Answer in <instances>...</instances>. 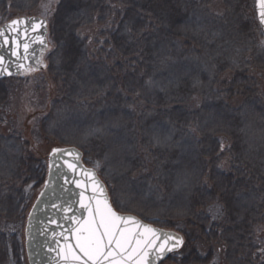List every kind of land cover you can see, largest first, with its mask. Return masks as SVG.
<instances>
[{"label": "trees", "instance_id": "16d2710c", "mask_svg": "<svg viewBox=\"0 0 264 264\" xmlns=\"http://www.w3.org/2000/svg\"><path fill=\"white\" fill-rule=\"evenodd\" d=\"M24 1L29 2L0 0V25L31 14L24 11ZM201 15L215 36L210 41L227 43L220 57L204 40L181 34L188 19L200 21ZM45 18L50 23L46 62L23 77L49 70L55 104L78 111H93L101 104L119 107V114L111 115L119 121L126 101L134 122L123 131L144 134L154 123H162L176 136L189 138L186 159H180L178 151L138 145L137 164L127 174L130 180H158L159 173L171 172L189 181L178 192L156 185L165 198L163 216L152 219L128 210L183 234L184 247L164 264H264V33L255 0H59ZM174 71L204 73L206 82L195 86L186 75L183 86L168 96L140 88L150 78L167 79ZM81 150L85 164L102 176L104 143L92 139ZM19 167L21 176L3 181L0 209L10 211L22 197L24 227L27 210L47 179V156L26 153ZM105 182L116 206L113 191L118 185ZM239 196L253 204L241 211ZM4 215L2 264H23L7 253L17 233L9 235Z\"/></svg>", "mask_w": 264, "mask_h": 264}, {"label": "rangeland", "instance_id": "374dc122", "mask_svg": "<svg viewBox=\"0 0 264 264\" xmlns=\"http://www.w3.org/2000/svg\"><path fill=\"white\" fill-rule=\"evenodd\" d=\"M28 1L27 3L23 2L25 4L24 11L31 12L26 15L41 17H50L51 11L56 10L59 3V0ZM9 6L11 3L8 8ZM200 18H202L200 21L194 19V16L188 19L186 30H181V34L184 37L193 36L195 39L198 37L200 40H204L205 43L212 46L215 56L220 57L222 52L227 50V43L218 40L215 45V41H210L215 36L213 37V32H210L208 28L207 18L202 15ZM188 28L189 31H187ZM43 62L46 61L43 60ZM194 74V71H188L185 74H178L174 71L167 74V79L150 78L156 82L155 86H147L149 79L145 85H140V88L146 89L145 92L149 91L150 95L168 96L173 93L172 91L183 86L182 81L186 75L192 77L191 84L195 86L203 85L206 82L204 73ZM50 77L49 70L46 69L30 77L12 78L0 82V194L2 187L6 186L3 184L4 180L7 182L9 179L21 176L19 165L26 153L31 152L36 158L47 156L48 160V156L55 149L64 147L81 149L82 145L92 139H100L104 143L100 173L101 177L110 184L114 185L116 182L118 185L117 191H113L117 204L114 206L117 210L124 214H130L128 210L137 212L143 216L152 217V219L165 215L166 210L162 206L165 198L160 195V188L157 191L156 185L161 184L163 191H168L170 188L172 191L178 192L185 189L189 181L180 175L171 174V172L159 173L158 180L148 177L130 180L127 174L133 173L137 164L138 145H143L151 150L178 151L180 159H186L190 156L191 151L190 142L187 140L189 138L176 136L171 127L162 123H154L144 131V134H131V132L123 131L129 125L128 123L134 122L132 107L126 101L120 107L119 121L111 117L116 113L119 114V107L114 110L116 108H108L101 104L93 111L89 108L78 111L68 104L61 106L58 103L55 104L56 86ZM120 123L125 127L123 128ZM161 134H170V140L166 144L155 142L154 137ZM246 136L247 134H245ZM182 180L185 181V184H180ZM262 192L264 193V189ZM236 197L238 198L237 195ZM239 199L241 211L247 210L253 204L250 203L249 197L239 196ZM23 203L22 197L19 200L16 199L13 209L8 212L0 209V214L2 216L3 213H6L4 216L7 217L11 229L9 235L17 233L14 241L9 243L7 253L10 252L11 257L15 260L20 257L23 264H29L25 246V227L29 209H32L33 205L27 210V213L25 212L26 223L23 227L21 225L22 218H20L23 209L24 211L26 209ZM3 262L4 258L0 254V264Z\"/></svg>", "mask_w": 264, "mask_h": 264}, {"label": "snow or ice", "instance_id": "6c2138e0", "mask_svg": "<svg viewBox=\"0 0 264 264\" xmlns=\"http://www.w3.org/2000/svg\"><path fill=\"white\" fill-rule=\"evenodd\" d=\"M260 20L264 23V0H259ZM20 20L11 21V35L5 30L0 29V38L4 45L11 43L14 45L11 55L17 60L23 61L29 59L31 44L38 42L44 46V38L42 35L33 36L31 40L28 33H36L39 29L45 27L43 22L32 23L29 26L27 20L23 21L24 27L21 29ZM23 36V41L21 40ZM5 57L0 55V66L4 65ZM18 69L32 70L30 65L18 63ZM8 72L9 68H3ZM156 82L149 80L148 87L155 86ZM99 131V130H97ZM196 130L193 129V132ZM157 144H166L170 140V134H161L154 137ZM59 150H54L58 152ZM72 155V153H68ZM77 160L79 154H76ZM65 165L73 173L76 172L77 164L65 160ZM84 180H73L77 188L82 189L79 193V207L83 209L87 216L77 217L71 215L67 219L74 224L69 228L68 235L61 232L63 243L56 240L58 245L57 256L59 261L57 264H153V259H161L166 253L172 252L183 244L182 238L175 237L169 233L159 232L147 224H142L134 217L121 216L117 214L112 205L108 201L106 191L95 179V173L84 170L81 173ZM211 178V177H207ZM91 181V196H86L88 184ZM67 183V177H65ZM185 184V181H180ZM207 186V185H205ZM47 187V185H46ZM99 192L102 198H97L96 193ZM43 195V193H41ZM94 202V203H93ZM54 208L57 205H52ZM65 213L71 211V206L63 209ZM52 224L60 225L57 221L52 220ZM55 238V233L53 234ZM70 237L74 239V243H70ZM53 249H49L52 251ZM153 258V259H150Z\"/></svg>", "mask_w": 264, "mask_h": 264}, {"label": "water", "instance_id": "95a60500", "mask_svg": "<svg viewBox=\"0 0 264 264\" xmlns=\"http://www.w3.org/2000/svg\"><path fill=\"white\" fill-rule=\"evenodd\" d=\"M256 12L258 17V22L260 27L264 32V23L261 22L259 12V0H256ZM13 20H20L22 23L20 24L21 29L24 27L23 21L27 20L29 22V26L32 23H40L43 22V28L39 29L36 33H32L29 31L28 38L31 40L33 36H40L42 35L44 38V46L42 47L38 42H33L31 44L30 52H29V59L27 60H17L16 57L11 55L12 49L14 45L9 43L8 45L3 44L2 38H0V55L5 57L4 65L0 66V80L15 78L23 75L24 72H28L30 70L25 69H18L16 65L18 63H24L26 66L30 65L31 68H38L42 63V57L45 54L46 50L49 48V34H50V27L49 22L47 19L41 16H33V15H26L14 18L3 25H0V29L5 30L6 33H11V28L9 27L11 21ZM21 40L23 41V36H21ZM3 68H9L11 74L8 72L3 71ZM59 150L58 152H52L48 156V176L45 182L44 188L39 194L37 200L35 201L28 219L25 228V237H26V251L28 256L29 264H57L59 261V257L57 256L58 245L56 244V240H59L61 244L63 243L62 237L60 235L61 232L68 235V229L74 227L67 217L71 215H76L77 217H84L86 218L87 213L79 207V193L82 189L77 188L75 184L72 182L73 180H84L83 175L81 174L84 170L94 172L95 179L99 181L101 185H103L109 203L112 205L115 211L116 208L114 207L108 188L105 182L101 179L98 172L93 169L89 168L84 163V153L81 149L77 147H65L55 149ZM68 153H72V155H68ZM79 154V159L77 160L76 154ZM65 160L71 161L77 164L76 172L73 173L71 170L67 168L65 165ZM65 177H67V183L65 182ZM91 181L88 184V190L86 191V196H91ZM47 185V187H46ZM97 198H102L100 193H96ZM94 203V202H93ZM55 204L58 207H53L52 205ZM71 206V211L65 213L63 211L64 208ZM118 215L121 216H131L134 217L142 224H147L152 228L156 229L159 232L169 233L175 237L182 238L183 244L174 249L172 252L166 253L161 259H153V264H163L168 258L176 252L182 250L184 246V238L183 236L176 231L167 230L160 227H157L151 223H148L142 220L140 217L134 214H123L117 211ZM55 220L60 225L57 227L56 224H52L51 221ZM55 233V238L54 234ZM70 243H74V239L70 237ZM53 249L49 251V249Z\"/></svg>", "mask_w": 264, "mask_h": 264}]
</instances>
